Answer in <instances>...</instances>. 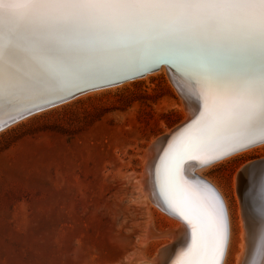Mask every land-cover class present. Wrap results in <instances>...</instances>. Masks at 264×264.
<instances>
[{"label": "bare ground", "instance_id": "obj_1", "mask_svg": "<svg viewBox=\"0 0 264 264\" xmlns=\"http://www.w3.org/2000/svg\"><path fill=\"white\" fill-rule=\"evenodd\" d=\"M156 61L160 66L143 75L102 84ZM159 70L183 95L179 124L193 118L152 140L142 155L137 186L171 222V241L148 264H218L224 226L226 264L236 239L231 210L203 171L264 146V139L250 144L264 137V0H0V128L73 97L66 92L76 96ZM253 162L264 169L263 157L247 165ZM195 165L222 207L185 174ZM233 179L235 264H264V172L241 168ZM152 223L145 228L150 237L157 235Z\"/></svg>", "mask_w": 264, "mask_h": 264}, {"label": "rangeland", "instance_id": "obj_2", "mask_svg": "<svg viewBox=\"0 0 264 264\" xmlns=\"http://www.w3.org/2000/svg\"><path fill=\"white\" fill-rule=\"evenodd\" d=\"M127 82L0 128V264H148L171 241V222L137 179L149 143L182 120L183 95L167 70ZM261 157L264 146L203 171L231 210L236 239L226 264H235L238 249L233 178ZM146 220L157 235L150 237Z\"/></svg>", "mask_w": 264, "mask_h": 264}, {"label": "water", "instance_id": "obj_3", "mask_svg": "<svg viewBox=\"0 0 264 264\" xmlns=\"http://www.w3.org/2000/svg\"><path fill=\"white\" fill-rule=\"evenodd\" d=\"M165 64H167V62H165V61H163ZM160 64L161 63H159V61H156V62H153L151 65H149V66H147L146 68H143V69H140L139 71H136V72H133V73H131V74H129V75H126V76H122V77H120V78H117V79H114V80H109V81H107V82H105V83H102V84H112V83H114V82H118V81H122V80H124L125 78H128V77H130V76H139V75H143V74H145V70H147V69H149V68H152V69H154V68H158L159 66H160ZM90 86L91 85H87V87L86 88H90ZM74 92L73 91H69V92H66L65 93V96L66 97H72V96H74ZM48 102H46L45 104H47ZM193 118V117H192ZM192 118H189L187 121H185V122H183L182 124H179V125H177L169 134H167V135H165V136H170V135H172L174 132H175V130H177V129H179V128H181V126H184V125H186V124H188L191 120H192ZM264 139V137H262L261 139H257L256 141H251V143L250 144H254V143H257V142H260V141H262ZM240 147H242V146H239V147H237V148H240ZM237 148H235V149H237ZM234 150V149H233ZM232 151V150H231ZM217 157H214V158H211V159H205V160H203V161H201L200 163H202V162H208V161H210V160H214V159H216ZM198 161H200V160H198ZM245 169V170H247V171H251V170H258V171H263L264 172V169H263V166H261V165H257V162L255 163V162H253V163H250L249 165H247L246 164V166H244V167H242V169ZM183 174H184V171H183V173H182V177H183ZM164 202V204L167 206L168 204L166 203V201L164 200L163 201ZM167 209V208H166ZM167 210H169V212L171 211V213L172 214H174V215H176L178 212H175V210H171V209H167Z\"/></svg>", "mask_w": 264, "mask_h": 264}]
</instances>
